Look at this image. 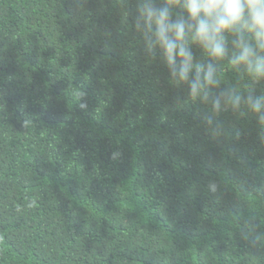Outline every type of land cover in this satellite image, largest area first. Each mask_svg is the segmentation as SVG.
Segmentation results:
<instances>
[{
    "label": "trees",
    "instance_id": "trees-1",
    "mask_svg": "<svg viewBox=\"0 0 264 264\" xmlns=\"http://www.w3.org/2000/svg\"><path fill=\"white\" fill-rule=\"evenodd\" d=\"M137 4L0 0V264H264L260 125L174 85ZM226 36L213 94H264Z\"/></svg>",
    "mask_w": 264,
    "mask_h": 264
},
{
    "label": "clouds",
    "instance_id": "clouds-1",
    "mask_svg": "<svg viewBox=\"0 0 264 264\" xmlns=\"http://www.w3.org/2000/svg\"><path fill=\"white\" fill-rule=\"evenodd\" d=\"M173 6L179 9L174 15ZM135 28L142 33L147 52H159L169 71V79L176 86H185L193 100L210 103L215 112L222 104L233 110L246 106L260 125L257 138L264 144V94H236L220 88L216 62L229 55L226 34H232L230 62L242 67L254 81L264 80V0H138ZM198 44L211 58L207 64L195 61L192 44ZM180 97H177V102ZM86 108V103H81ZM245 114V113H242ZM206 131L213 138L224 132L213 114H205ZM28 120L23 121L26 128ZM119 153L112 154L117 159ZM207 188L217 191V183L209 180ZM258 237L252 239L255 244Z\"/></svg>",
    "mask_w": 264,
    "mask_h": 264
}]
</instances>
